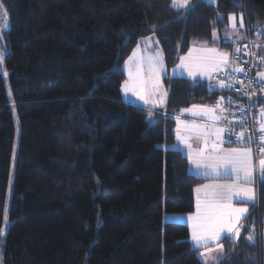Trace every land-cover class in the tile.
<instances>
[{
    "label": "trees",
    "instance_id": "trees-1",
    "mask_svg": "<svg viewBox=\"0 0 264 264\" xmlns=\"http://www.w3.org/2000/svg\"><path fill=\"white\" fill-rule=\"evenodd\" d=\"M0 1L9 22L0 62L1 263L204 264L188 226L164 220L193 211L202 179L172 148L171 114L225 91L213 87V75L165 78L164 112H151L122 100V65L149 33L167 66L193 42L231 51L228 15L243 16L238 40L251 24L264 33V0L188 8L172 0ZM242 226L239 239L222 238L219 264H264L261 174Z\"/></svg>",
    "mask_w": 264,
    "mask_h": 264
},
{
    "label": "snow or ice",
    "instance_id": "snow-or-ice-1",
    "mask_svg": "<svg viewBox=\"0 0 264 264\" xmlns=\"http://www.w3.org/2000/svg\"><path fill=\"white\" fill-rule=\"evenodd\" d=\"M190 4V0H172L173 7H186ZM6 15V13H5ZM229 19L232 21V27H236L235 15H230ZM240 27H243V16L240 17ZM155 30H159L160 26H154ZM158 43V41H157ZM139 47V46H138ZM209 51H215L209 50ZM135 55V52L134 54ZM191 55V52L190 54ZM228 53L219 54L220 60L226 62ZM133 57H129L131 61ZM189 59L188 57H181V65L177 67L188 68V74L195 78L197 72L206 74L204 68L211 61L208 57H196L193 60L195 67L188 64H184V61ZM3 60V53L0 52V61ZM148 69L147 76L144 75L143 70V58L137 66L135 77L133 78V72L129 69L130 80H126L123 85L124 91L133 92L139 96L145 103H150L147 99L148 96L159 94L160 102H164V97L167 96V92L163 90L161 84V74L164 73L165 67L163 64L162 53L157 51L155 55H149L147 58ZM243 71V69H238ZM223 86V82H221ZM198 106L193 105L191 109H183V112H196ZM200 112L205 114L213 112L214 109H199ZM262 119H264V110L261 113ZM213 120H219L220 117H212ZM179 124H183V132L191 133L197 132L203 137L204 146L197 151L189 152L188 159L194 168L205 177H211L214 180H219L222 177H234L233 183H212L204 184L197 187V200H196V212L189 216L192 220V234L191 240L194 246L197 248H203L201 256H206L211 253L213 249L209 248L210 241H219L221 233L227 232L231 234V238L239 239L241 228L239 221L242 218H246L249 210L247 208L235 207L232 203L233 197H236L239 201L245 203H255V190L252 187H248L253 183V177L255 174L256 165L253 163L251 149H224L221 147L224 141L222 133L224 129L213 128L209 126H199L196 124H187L183 121H178ZM260 137L259 142L264 144V123L259 125ZM177 136L189 149L191 144L189 140L190 135L182 133L181 128L177 127ZM243 135V133H241ZM250 142V141H249ZM261 155V159L258 160V167L261 173L262 182H264V147L257 149ZM241 181L243 183H241ZM202 193V196L200 195ZM245 239L254 241L253 235H248ZM218 247H220L218 245ZM220 257L213 258V264H219Z\"/></svg>",
    "mask_w": 264,
    "mask_h": 264
},
{
    "label": "built area",
    "instance_id": "built-area-1",
    "mask_svg": "<svg viewBox=\"0 0 264 264\" xmlns=\"http://www.w3.org/2000/svg\"><path fill=\"white\" fill-rule=\"evenodd\" d=\"M245 31V37L233 42L230 51L232 61L243 71H216L212 81L215 89L225 91L216 102L223 108L226 143L248 146L258 158L257 149L264 147L259 142L258 123V113L264 109V33L252 24Z\"/></svg>",
    "mask_w": 264,
    "mask_h": 264
},
{
    "label": "rangeland",
    "instance_id": "rangeland-1",
    "mask_svg": "<svg viewBox=\"0 0 264 264\" xmlns=\"http://www.w3.org/2000/svg\"><path fill=\"white\" fill-rule=\"evenodd\" d=\"M196 1L197 0H190V4L188 6H186V8L193 5ZM204 1L207 3H213V4L216 3V0H204ZM176 8H182V7H176ZM5 13H6V15H5ZM233 14L235 15V23H236L235 28L232 27V21L229 19V16L233 15ZM241 15H242L241 13H230L228 15V24H227L228 25V31L226 33L227 40H232L233 42H235V40H238V38H239L238 35L234 36L233 32L234 31L237 32L238 29L241 28L240 27ZM8 23L9 22H8L7 12H6L3 4L0 1V52H2V53H4L2 31L6 30L8 28ZM243 26H244V19H243ZM148 35L152 36V38H154V40H157L153 33H149ZM215 35H217V33H215ZM141 38L138 41L139 42L138 45L135 46L134 51H132L130 53V55H128V57L123 62L122 68H123V72H124V79H123L121 86H120V94H121L122 100L126 101V103L130 102L132 104L140 105L142 107H145L149 111L150 105H152V102L153 103L156 102V98H157L158 105H159V103H161L160 102L161 97H160V99L158 98L159 94L148 96L147 99L149 101H152V102L145 103L144 100H141L139 98V96L135 95L133 92H127L126 93L123 89L124 82L126 80L132 79L129 77V69H131V71L133 72V78H134L135 74H136L137 66L140 63L141 59L143 58L144 75L147 76V69H148L147 58H148V56L149 55H155L157 51H160L162 53L161 47H158L159 49H150L147 46L148 44L142 43ZM213 49L215 50L214 52L209 51V50H213ZM134 52H135V55H133ZM190 52H191V55H189ZM222 53H228L229 54L226 62L220 60L219 54H222ZM130 56L133 57V59L131 61H129ZM200 56L208 57L209 60L211 61L204 68V72L206 74H201L200 72H197L195 78H193L192 76H190L188 74V68L177 67L178 65H181V63H182L181 57H188L189 59L185 60L184 64H188L190 66L195 67V65L193 64V60H194V58L200 57ZM162 59H163V64H164L166 71L161 74V84H162L163 90L167 92V95H168V86L165 83V80H164L165 78L166 79L169 78V80H170L174 76H181V77H186V78H190L193 80L201 79L204 81H207V80L209 81L211 79L212 73H214L216 71H224L228 68V69H235V70H237V72H239V70H238L239 68L236 67V65L234 66V64L231 62V52L230 51H228L224 48H220L218 46H210V45H207L203 42L191 43L184 52L178 54V56L176 57V59L174 60V62L170 66L166 65L163 54H162ZM0 70H1V68H0ZM166 100H167V96L164 97L165 103H166ZM152 120H154V119H152ZM261 123H264V119L263 120L260 119L259 125ZM14 129H15L14 130V133H15L14 144H13L14 147H13V150L11 152V162H10V170H9V186H10V182H11L12 169H13V164H14V160H15V150H16L17 138H18V134H19V128H18L16 118H14ZM172 148H174V146H172ZM252 188H254L253 185H252ZM8 198H9V190L7 191L6 198H5V204H4V214H5L4 220H5V222L7 221L6 213H7V208H8ZM164 220L167 221L166 216L164 217ZM1 243H2V241H1ZM0 260H1V258H0ZM0 264H2L1 261H0Z\"/></svg>",
    "mask_w": 264,
    "mask_h": 264
},
{
    "label": "crops",
    "instance_id": "crops-1",
    "mask_svg": "<svg viewBox=\"0 0 264 264\" xmlns=\"http://www.w3.org/2000/svg\"><path fill=\"white\" fill-rule=\"evenodd\" d=\"M241 29H242V27L238 29V32H240ZM233 35L237 36V32L234 31ZM141 41H142V43L148 44L147 46L150 49H159L158 47H160L159 43H157V40H154V38H152V36H150V35H145L144 37L141 38ZM138 43L139 42H137L136 45H138ZM135 46H134V48H135ZM134 48L132 51H134ZM231 62L234 64L232 59H231ZM234 66H235V64H234ZM229 70H234V69H229ZM214 73H212V75ZM158 98L160 99V95ZM165 105H166L165 101L163 103H159V105H158L157 98H156V102L155 103L152 102V105H150L149 111H151V112L152 111L164 112ZM193 105L198 106L197 109L193 110L196 112L195 115L193 114V112H183L182 111L183 109H191ZM205 108L214 109V111L207 113V114L199 111V109H205ZM261 113H262V110L258 113V123H259L260 119L263 120L261 117ZM171 116L174 119V134H175V140H174L172 146H174L175 149H178L187 158V165H188L189 172L191 174H193L194 176L202 178V179L200 181H198L195 184V186L193 187V196H194L193 211L188 212V213L166 214V217H167V220H169V221L182 222L188 226V228H189V239H190L191 244L194 246V243L191 240L192 220L189 219V216L196 212V200H197V195H198L196 192L197 187H199L200 185L212 184V183H222V184L233 183L235 178L234 177H222L219 180H214L213 178L205 177L200 172H198L194 168V166L191 164V162L189 161L188 154H189V152L194 153L195 151H197L198 149H200L204 146L203 137L195 131H193L191 133H184L183 132L184 126H183V124H179L178 121H183V122H186L187 124H196L199 126H209V127H213V128L224 129L223 108L217 102H214V103H194V104H190L189 106L182 107V108L178 109V111L175 113H172ZM213 116L220 117V119L219 120H213L212 119ZM178 126L181 128L183 134L191 136V139L189 140V143L191 144L190 149L184 143H182L181 140L178 139L177 131H176ZM224 132H225V129H224ZM224 132L221 135H222L223 140L225 141ZM221 147H223L224 149H246V148L251 149L248 146L230 145V144H227L226 142L222 143ZM251 155H252L253 163L256 165V169H255V174L253 177V183L246 185V186L252 187V185H253L254 190H255V203H256V201H257V181H258L259 175L261 174L259 167H258V160L261 159L262 157L255 158L252 151H251ZM241 183H243V182L241 181ZM200 195L202 196V193ZM232 203L235 207L247 208L248 210H250L251 205L254 204V203L241 202L236 197H233ZM244 219L245 218H242L239 221L240 225L243 224ZM222 238H231V234H229L227 232H223V233H221V238L219 239V241H210L208 247L213 249V251L211 253H208L206 256H201V254H200L201 252L204 251L203 248H197L196 247L198 249V254L201 258V261L204 264H213V258L214 257H220L221 258L224 255V248H223L222 241H221ZM231 239H234V238H231ZM218 245L220 247H218Z\"/></svg>",
    "mask_w": 264,
    "mask_h": 264
}]
</instances>
